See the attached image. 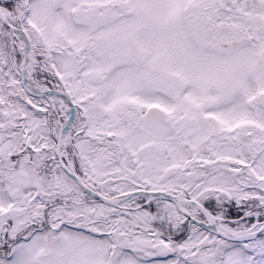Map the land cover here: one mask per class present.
I'll return each mask as SVG.
<instances>
[{"label":"snow or ice","instance_id":"6c2138e0","mask_svg":"<svg viewBox=\"0 0 264 264\" xmlns=\"http://www.w3.org/2000/svg\"><path fill=\"white\" fill-rule=\"evenodd\" d=\"M0 264H264V0H0Z\"/></svg>","mask_w":264,"mask_h":264}]
</instances>
